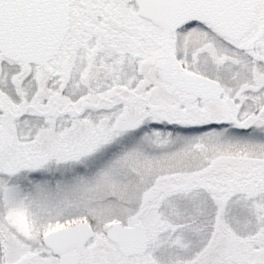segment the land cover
Here are the masks:
<instances>
[{"label":"snow or ice","instance_id":"obj_1","mask_svg":"<svg viewBox=\"0 0 264 264\" xmlns=\"http://www.w3.org/2000/svg\"><path fill=\"white\" fill-rule=\"evenodd\" d=\"M0 264H264V0H0Z\"/></svg>","mask_w":264,"mask_h":264}]
</instances>
